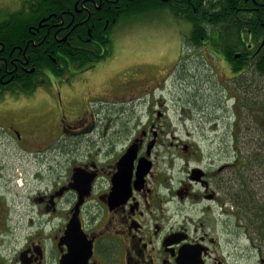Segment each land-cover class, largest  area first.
I'll return each instance as SVG.
<instances>
[{
    "label": "flooded vegetation",
    "instance_id": "1",
    "mask_svg": "<svg viewBox=\"0 0 264 264\" xmlns=\"http://www.w3.org/2000/svg\"><path fill=\"white\" fill-rule=\"evenodd\" d=\"M131 1L76 0L25 48L0 39V264H264V144L249 143L264 136V0L228 16L216 0H148L196 46L180 56L179 171L159 159L166 111L150 107L167 63L120 67L108 32ZM193 56L213 73L190 82ZM122 117L138 120L126 144Z\"/></svg>",
    "mask_w": 264,
    "mask_h": 264
},
{
    "label": "rangeland",
    "instance_id": "2",
    "mask_svg": "<svg viewBox=\"0 0 264 264\" xmlns=\"http://www.w3.org/2000/svg\"><path fill=\"white\" fill-rule=\"evenodd\" d=\"M26 2V0H0V4L2 5L0 6V19H3L11 11L21 9ZM188 27L190 25L185 19L176 15L169 8L161 7L150 8L122 18L112 27L110 34L113 39V49L121 54L120 61L118 62L120 67H128L127 65L131 64L136 57L140 59H161L167 63L163 67L166 68L165 74L167 77L162 89L163 94L158 92L157 97L152 99L150 107L153 112L157 109L166 111V118L163 119V123L169 131L167 134L161 136L166 144L159 148V159H174L177 171H179L180 152L175 147V144L179 142L182 136L180 129L184 126L180 107L185 69L181 65L180 56L187 48H196L194 45H187L185 43ZM189 52L192 53V51ZM194 58L193 56L189 60L187 67V79L190 82L194 79L196 73L198 74V78L201 76L204 78L206 73H213L208 71L211 70L210 67L200 66L198 68L199 65L193 61ZM198 59L201 61L200 57ZM159 100L160 102H158ZM204 100L205 104L210 106L209 109L214 111L212 98H205ZM129 112H131V109H129ZM133 118L127 121L126 117H122L120 120L121 126L126 128V131H124V144L137 131L138 126L136 121L138 120L135 117ZM126 121L128 124H126ZM173 132L174 134H172ZM222 133L220 132V142L224 136ZM186 137L190 138V135ZM227 139L231 141L233 137L228 136ZM249 143L252 145L264 144V136L251 135ZM220 147L223 148L224 146L220 145ZM20 193L24 194L22 190L16 194ZM37 214V211H13L14 219L16 221L20 220L22 224L31 217L37 220Z\"/></svg>",
    "mask_w": 264,
    "mask_h": 264
},
{
    "label": "trees",
    "instance_id": "3",
    "mask_svg": "<svg viewBox=\"0 0 264 264\" xmlns=\"http://www.w3.org/2000/svg\"><path fill=\"white\" fill-rule=\"evenodd\" d=\"M26 4L16 11H11L5 16L7 18L0 19V39L6 41L10 46L20 45L22 48L26 46L27 41L31 38H36L33 36L36 31L44 30L46 31L51 23L53 16L60 15L62 11L73 9L76 0H26ZM205 1L211 2L209 0H185V9L192 11L195 8L201 10H206ZM215 10L212 12L213 15L218 16H228L231 15V11L234 9L238 10L245 0H216ZM157 6V2H155ZM239 7V8H238ZM154 8L148 0H141L140 2L126 4L123 6L119 13H117V21L110 24L108 32L111 31L112 27L121 20V18L128 17L145 11L147 9ZM158 8V7H155ZM177 12H183L181 7H174ZM209 11H213L211 8ZM244 11V9H242ZM211 13V12H210ZM241 15H251L248 12H241ZM42 22V23H41ZM40 24H48L46 27L40 26ZM198 26V25H195ZM199 31L201 28L198 26ZM236 30V29H235ZM237 32V30H236ZM50 38V37H49ZM9 39V41H8ZM30 39V40H31ZM48 39V38H47ZM29 40V41H30ZM11 42V43H10ZM32 42V41H31ZM50 44V42H49ZM30 47L33 45L30 44Z\"/></svg>",
    "mask_w": 264,
    "mask_h": 264
},
{
    "label": "water",
    "instance_id": "4",
    "mask_svg": "<svg viewBox=\"0 0 264 264\" xmlns=\"http://www.w3.org/2000/svg\"><path fill=\"white\" fill-rule=\"evenodd\" d=\"M135 150V147L134 145L131 146L129 148V151L128 153L122 157V159L120 160V166L121 167H124L126 165L127 162H129V157H130V154ZM80 227V222H79V219H78V216L75 215L74 218L71 220L70 224H69V230H74V229H79ZM77 241L79 240V238L76 239ZM63 264H69L68 262V258H66L65 260H63Z\"/></svg>",
    "mask_w": 264,
    "mask_h": 264
}]
</instances>
